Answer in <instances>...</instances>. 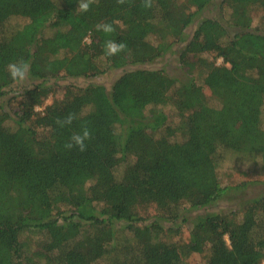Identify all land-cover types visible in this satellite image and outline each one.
I'll return each instance as SVG.
<instances>
[{
  "label": "trees",
  "instance_id": "1",
  "mask_svg": "<svg viewBox=\"0 0 264 264\" xmlns=\"http://www.w3.org/2000/svg\"><path fill=\"white\" fill-rule=\"evenodd\" d=\"M216 1L153 0L145 9L142 0H95L81 13L78 0H0V100L20 83L6 70L10 62H29L28 79L40 81L21 91L15 112L0 104V264H191L203 254L204 264H263L264 196L239 213L188 218L228 191L217 172L225 154L264 170V30L253 27L264 0H221L219 16L204 17ZM100 21H116L115 32H97ZM108 39L125 51L106 56ZM176 46L183 80L138 69L111 93L74 87L37 111L55 76L146 66ZM57 55L62 60L51 61ZM202 75L216 105L197 82ZM69 113L71 125L55 123ZM85 126L87 150L67 149ZM150 205L159 211L154 222L140 214ZM185 224L188 242L164 239Z\"/></svg>",
  "mask_w": 264,
  "mask_h": 264
},
{
  "label": "rangeland",
  "instance_id": "2",
  "mask_svg": "<svg viewBox=\"0 0 264 264\" xmlns=\"http://www.w3.org/2000/svg\"><path fill=\"white\" fill-rule=\"evenodd\" d=\"M221 5V0L216 1L214 7L212 6L208 11H206L204 17H215L219 16L217 6ZM227 16L229 13H226ZM15 23H23V19L16 18L14 19ZM198 20L194 25H192L187 33L189 37H191L198 27ZM253 27L264 30V10L257 9L254 11V23ZM88 42L90 40H87ZM183 49V46H176L173 48L172 52L159 59L157 62L146 65V66H127L119 69H112L108 73L99 77H92L88 79H69V78H59L56 76L51 79L49 82L53 86V91L51 92L48 99L45 101L44 105L37 107V111L42 112L46 106L51 105L55 99L62 100L69 91H75V88H87L89 86H97L103 87L107 92H112L115 84L128 73L138 70V69H151V70H163L167 72L169 75L177 78L178 80H183L186 76L185 71L183 70V66L180 62V53ZM210 60L215 61L216 65H222V60L217 59L214 54L207 55ZM61 55H57L51 61L62 60ZM205 75L201 77H197V82L199 85L204 88V95L208 102L212 105H216V100L213 98L211 89L209 87H205L203 84V78ZM40 81H34L32 79H27L24 82H20L16 88L17 92H9L6 96L2 97L0 100V104L6 105L7 112H15L18 109L19 103L22 101V93L25 88H31L32 86L38 84ZM21 91H23L21 93ZM21 93V94H20ZM169 117V124L174 125L178 122V117L176 114V110H173L172 107H168L166 110ZM262 126L264 129V109L262 116ZM183 140L182 137H178L177 140ZM219 180L221 182L222 187L228 189L224 197L215 205L201 209L199 211H194L188 214V218L192 222L195 217L198 215L206 214V213H216L220 212L222 214H230L234 211L238 213L243 211L244 207L248 205L252 200L258 199L264 196V170L261 169L258 160H243L232 154H225L224 159L219 165L217 170ZM212 175V174H209ZM196 179V176L193 179ZM140 214L145 220L155 221L156 216L159 215L158 209L153 205L146 206L140 209ZM166 227H170V224L165 222H161ZM141 225V224H140ZM39 237H36L38 240ZM122 238V237H121ZM164 239L168 242L172 243H182L188 242L190 240V231L188 225H182L180 233L170 232L164 236ZM206 254L203 255H194L189 260L188 263L191 264H204L206 261ZM264 264V262H263Z\"/></svg>",
  "mask_w": 264,
  "mask_h": 264
},
{
  "label": "clouds",
  "instance_id": "3",
  "mask_svg": "<svg viewBox=\"0 0 264 264\" xmlns=\"http://www.w3.org/2000/svg\"><path fill=\"white\" fill-rule=\"evenodd\" d=\"M118 4L123 5L125 0H116ZM95 3V0H78V6L76 10L81 13H86L90 11L91 5ZM142 6L145 9H149L153 6V0H142ZM116 21L112 22H104L100 21L94 25V28L97 32H103L105 34H112L115 32L114 25ZM127 45L124 42H117L113 39H108L103 44L104 54L106 56H116L125 51ZM6 70L9 73L10 78L16 82H24L28 79L31 64L22 58L16 60L14 62H10L6 66ZM75 116L73 113H69L63 118H57L55 123L60 127H65L67 125H71ZM92 138V132L88 127H83L80 132H75L72 134L69 142L65 144V147L69 150L72 148H78L80 152H84L87 150L86 141Z\"/></svg>",
  "mask_w": 264,
  "mask_h": 264
}]
</instances>
